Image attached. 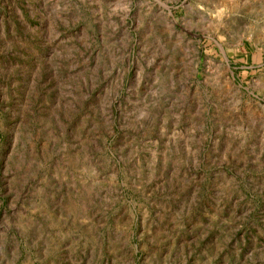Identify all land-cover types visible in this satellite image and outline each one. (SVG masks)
<instances>
[{
  "label": "rangeland",
  "instance_id": "rangeland-1",
  "mask_svg": "<svg viewBox=\"0 0 264 264\" xmlns=\"http://www.w3.org/2000/svg\"><path fill=\"white\" fill-rule=\"evenodd\" d=\"M0 264H264V0H0Z\"/></svg>",
  "mask_w": 264,
  "mask_h": 264
}]
</instances>
